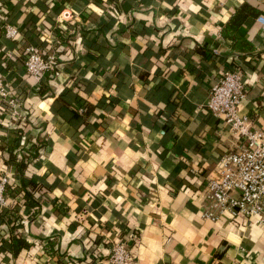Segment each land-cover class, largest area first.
<instances>
[{
  "label": "crops",
  "instance_id": "obj_1",
  "mask_svg": "<svg viewBox=\"0 0 264 264\" xmlns=\"http://www.w3.org/2000/svg\"><path fill=\"white\" fill-rule=\"evenodd\" d=\"M243 4L235 48L223 29ZM260 14L264 0H0V76L19 104L0 105V264H109L111 242L134 264H264L263 225L202 216L204 180L241 142L207 107L225 70L245 79L239 114L264 124ZM29 44L56 74L26 71Z\"/></svg>",
  "mask_w": 264,
  "mask_h": 264
},
{
  "label": "built area",
  "instance_id": "obj_2",
  "mask_svg": "<svg viewBox=\"0 0 264 264\" xmlns=\"http://www.w3.org/2000/svg\"><path fill=\"white\" fill-rule=\"evenodd\" d=\"M255 19L264 30V14ZM16 33V28L5 26L6 36L14 37ZM24 56L25 69L36 80L58 72L54 52L44 53L37 45L29 44ZM244 96L245 79L241 71L233 67L225 70L209 90L208 110L222 119L241 142L221 155L215 174L204 180L202 216L216 221L223 215L230 218L242 215L264 226V124L253 128L248 118L239 114ZM0 100L1 106L10 108L15 115L18 113L17 99L5 89L1 76ZM7 185V177L1 176L0 208L7 206ZM107 260L109 264H134L135 257L125 242H111Z\"/></svg>",
  "mask_w": 264,
  "mask_h": 264
},
{
  "label": "trees",
  "instance_id": "obj_3",
  "mask_svg": "<svg viewBox=\"0 0 264 264\" xmlns=\"http://www.w3.org/2000/svg\"><path fill=\"white\" fill-rule=\"evenodd\" d=\"M249 14H250L249 12L245 13V4L241 5L240 8L238 9V11L235 13V15H233L231 17V19L229 20V22L225 25V28L223 29V35L226 37H229L231 39L235 48L236 47L238 48L240 46H244V44H245V38L241 37L240 34H238L237 30H238V27L242 23H244L245 17ZM250 15H253V13ZM243 41H244V43H240ZM48 77L43 78V80H42L43 83L40 84L39 89H41V90L44 89V86L47 85L45 81L49 80ZM11 246H12V249L14 250V252H16L23 247H27L28 243L25 242L24 240L20 239V238L13 236L11 239Z\"/></svg>",
  "mask_w": 264,
  "mask_h": 264
}]
</instances>
